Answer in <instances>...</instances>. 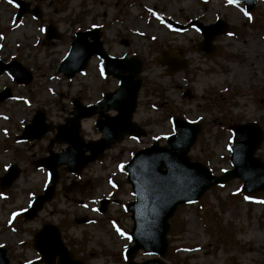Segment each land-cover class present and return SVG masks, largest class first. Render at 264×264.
Masks as SVG:
<instances>
[{"label":"rangeland","instance_id":"obj_1","mask_svg":"<svg viewBox=\"0 0 264 264\" xmlns=\"http://www.w3.org/2000/svg\"><path fill=\"white\" fill-rule=\"evenodd\" d=\"M25 1L41 7V19L31 14L17 19V7L0 0V59H15L33 75L25 85L6 73L0 76V91L9 87L13 94L0 103V177L12 164L21 168L10 188H0V245L7 248L11 264H25L39 257L33 247L34 233L52 223L61 228L64 241L85 264H126L125 250L133 244L129 238L133 221L126 206L134 195L123 165L155 141L166 144V136L173 132L172 115L201 125L189 156L215 175L232 167L230 125L256 122L264 127V1H258L251 12L244 3L228 0ZM218 18L230 28L213 40L215 50L210 56L200 50L203 36L196 28L177 31L167 23L170 19L186 25L196 19L211 24ZM49 24L63 38L47 45ZM94 27H100L111 55L138 56L144 61L134 120L148 133L139 139L126 135L89 164L79 180V186L88 183L82 190L63 189L76 177L60 167L54 198L27 221L23 210L49 184L46 169L33 161L45 156L48 146L60 151L66 144L53 141L55 130L35 141L20 142L16 136L37 110L45 111L46 120L58 125L69 116L75 97L94 102L118 86L113 77L102 76L101 59L96 56L72 79L58 73L73 33ZM173 38L183 46L176 48ZM164 50L184 58L186 69L169 74L158 62ZM96 119L82 121L85 139L101 137ZM255 155L264 161V138ZM241 188L242 181L232 179L211 187L199 201L179 206L170 219L168 253L162 259L167 264H264V192L247 195ZM105 197L120 202L110 203L100 213V200ZM82 218L88 221L78 223ZM152 257L141 249L135 259Z\"/></svg>","mask_w":264,"mask_h":264},{"label":"water","instance_id":"obj_2","mask_svg":"<svg viewBox=\"0 0 264 264\" xmlns=\"http://www.w3.org/2000/svg\"><path fill=\"white\" fill-rule=\"evenodd\" d=\"M20 9L18 17L30 11L40 17L39 7L33 10L24 0H11ZM245 1L247 8L253 10L258 0ZM177 29L185 26L170 21ZM191 26L197 27L204 35L200 48L207 54H212L213 39L228 31V24L218 20L211 25H203L199 21H192ZM92 41H89L88 38ZM61 38L54 26L49 27L47 40ZM97 54L102 58L104 75H112L119 80L118 88L109 92L103 98L88 106L83 105L79 98L74 101L75 108L72 117L66 119V124L57 127L59 140L68 143V147L60 153L50 150V156L36 162L38 166H47L50 172L52 185L45 194L38 196L32 206L26 210L27 219H33L49 201L55 192V185L59 179L58 166L66 165V171L79 174L89 163L102 157L104 151L112 144L120 141L125 134L133 137L146 135V131L133 121V114L137 107V96L141 87L140 73L143 63L138 58H116L107 54L101 41V32L98 28L89 31L76 32L72 37L71 47L59 65V71L68 78L82 71L90 58ZM163 65L168 64V71L175 72L186 66L175 59H170L163 53ZM8 71L19 83H29L32 75L21 64L13 62L4 64L0 61V74ZM11 91L5 89L0 92V102L11 97ZM117 110L118 114L110 116L107 111ZM99 114L96 127L103 133L97 141L85 142L80 135L81 120ZM174 133L167 137V145L155 142L153 145L137 151L132 159L124 165L129 182L132 184L135 200L127 209L132 213L134 226L131 237L135 244L127 250V264H166L159 258L147 259L143 262L134 260L136 252L142 248L146 253L158 254L163 257L167 253L169 219L174 215L177 207L183 203L195 202L204 192L216 184H224L232 178L243 181V191L256 193L264 190V162L255 157V152L263 141V130L256 123L235 124L233 131V146L231 163L233 168L224 174L215 176L198 161H192L188 153L196 142L201 131L197 123L183 120L179 117L173 119ZM52 126L45 123V115L38 112L32 123L25 127L20 140L40 139ZM89 151V154L86 152ZM20 170L12 166L10 171L1 178L2 188L11 186L19 176ZM108 201H102L101 211L106 209ZM85 219L79 220L84 222ZM34 247L42 255L38 260L28 264L46 262V264H85L76 259L74 252L65 245L61 231L52 224H45L35 233ZM0 264H10L6 256V249L0 246Z\"/></svg>","mask_w":264,"mask_h":264},{"label":"bare ground","instance_id":"obj_3","mask_svg":"<svg viewBox=\"0 0 264 264\" xmlns=\"http://www.w3.org/2000/svg\"><path fill=\"white\" fill-rule=\"evenodd\" d=\"M185 6H186V5H185ZM185 34H186V36H188V37H192V35H191L192 33H185ZM185 34H184V36H185ZM171 43H174L175 46H176V48H180V47L183 46V43H182L181 41H177L176 38L171 39ZM173 53H174V54H177L176 51H173Z\"/></svg>","mask_w":264,"mask_h":264},{"label":"snow or ice","instance_id":"obj_4","mask_svg":"<svg viewBox=\"0 0 264 264\" xmlns=\"http://www.w3.org/2000/svg\"><path fill=\"white\" fill-rule=\"evenodd\" d=\"M10 2H11V0H10ZM228 2H229V3H237L238 0H228ZM246 199H247V197H246ZM120 234H121V235H124L123 232H121ZM129 238H130V237H129Z\"/></svg>","mask_w":264,"mask_h":264}]
</instances>
